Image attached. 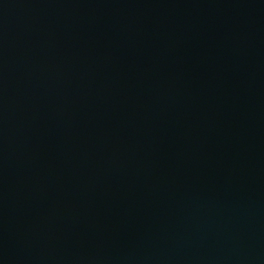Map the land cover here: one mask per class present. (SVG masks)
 Returning <instances> with one entry per match:
<instances>
[{"label": "water", "instance_id": "95a60500", "mask_svg": "<svg viewBox=\"0 0 264 264\" xmlns=\"http://www.w3.org/2000/svg\"><path fill=\"white\" fill-rule=\"evenodd\" d=\"M0 264H264V0H0Z\"/></svg>", "mask_w": 264, "mask_h": 264}]
</instances>
